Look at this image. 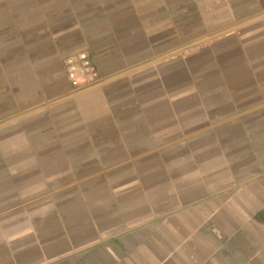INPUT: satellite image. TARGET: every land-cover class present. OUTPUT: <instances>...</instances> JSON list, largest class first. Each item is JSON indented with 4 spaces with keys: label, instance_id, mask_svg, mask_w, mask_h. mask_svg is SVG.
Masks as SVG:
<instances>
[{
    "label": "crops",
    "instance_id": "1",
    "mask_svg": "<svg viewBox=\"0 0 264 264\" xmlns=\"http://www.w3.org/2000/svg\"><path fill=\"white\" fill-rule=\"evenodd\" d=\"M0 264H264V0H0Z\"/></svg>",
    "mask_w": 264,
    "mask_h": 264
},
{
    "label": "built area",
    "instance_id": "2",
    "mask_svg": "<svg viewBox=\"0 0 264 264\" xmlns=\"http://www.w3.org/2000/svg\"><path fill=\"white\" fill-rule=\"evenodd\" d=\"M66 72L70 83L76 88L98 77L94 59L87 50L79 52L66 60Z\"/></svg>",
    "mask_w": 264,
    "mask_h": 264
}]
</instances>
